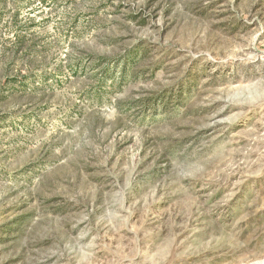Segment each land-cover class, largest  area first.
<instances>
[{
  "label": "rangeland",
  "instance_id": "rangeland-1",
  "mask_svg": "<svg viewBox=\"0 0 264 264\" xmlns=\"http://www.w3.org/2000/svg\"><path fill=\"white\" fill-rule=\"evenodd\" d=\"M0 264H264V0H0Z\"/></svg>",
  "mask_w": 264,
  "mask_h": 264
}]
</instances>
